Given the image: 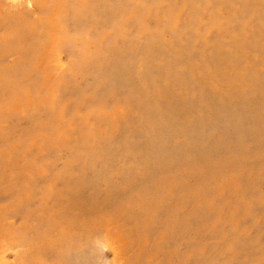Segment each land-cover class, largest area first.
<instances>
[{
	"label": "rangeland",
	"instance_id": "374dc122",
	"mask_svg": "<svg viewBox=\"0 0 264 264\" xmlns=\"http://www.w3.org/2000/svg\"><path fill=\"white\" fill-rule=\"evenodd\" d=\"M0 264H264V0H0Z\"/></svg>",
	"mask_w": 264,
	"mask_h": 264
}]
</instances>
